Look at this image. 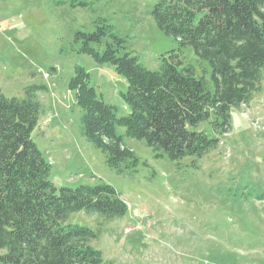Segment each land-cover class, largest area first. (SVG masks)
<instances>
[{"label": "rangeland", "instance_id": "374dc122", "mask_svg": "<svg viewBox=\"0 0 264 264\" xmlns=\"http://www.w3.org/2000/svg\"><path fill=\"white\" fill-rule=\"evenodd\" d=\"M157 0H0V89L6 97L35 91L41 114L32 139L50 164L57 187L109 184L128 206L122 218L105 221L82 212L69 221L101 230L92 244L113 264H264V74L261 92L231 110L230 130L218 134L214 118L195 130L220 139L200 158H155L142 140L125 136L138 158L134 170L117 172L82 134V110L69 89L77 69L102 100L127 114L126 82L110 63L79 51L78 32L91 33L104 20L124 39V52L149 70L176 49L155 25ZM106 40L92 47L99 53ZM183 60L212 89L210 68L190 47ZM202 62V63H201Z\"/></svg>", "mask_w": 264, "mask_h": 264}, {"label": "trees", "instance_id": "16d2710c", "mask_svg": "<svg viewBox=\"0 0 264 264\" xmlns=\"http://www.w3.org/2000/svg\"><path fill=\"white\" fill-rule=\"evenodd\" d=\"M156 27L173 37L177 48L161 55L157 70L145 68L128 52L119 55L124 39L99 20L91 33L78 32L79 51L98 63H110L126 82L120 95L127 109L104 102L88 74L77 69L69 89L82 110L81 131L105 155L117 172L138 164L116 131L142 140L155 158L171 161L200 158L220 139L195 130L209 121L218 134L230 130L231 110L247 105L261 92L264 74V0H157L151 11ZM106 40L99 53L92 45ZM210 68L212 89L183 52ZM202 63V62H201ZM26 97H6L0 89V264H113L93 246L96 230L69 221L75 213L97 215L105 221L128 211L109 184L57 187L49 179L51 166L32 139L41 114L35 91Z\"/></svg>", "mask_w": 264, "mask_h": 264}]
</instances>
